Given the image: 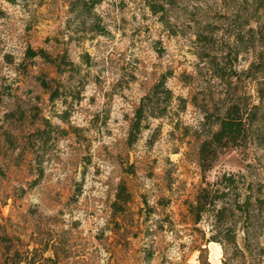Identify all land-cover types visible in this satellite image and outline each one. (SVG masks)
Here are the masks:
<instances>
[{
  "label": "rangeland",
  "instance_id": "rangeland-1",
  "mask_svg": "<svg viewBox=\"0 0 264 264\" xmlns=\"http://www.w3.org/2000/svg\"><path fill=\"white\" fill-rule=\"evenodd\" d=\"M68 2L0 0V264H264V207L237 220L236 244L224 247L207 242V221L186 217L202 181L204 110L226 94L204 54L227 55L237 71L253 59L228 53L227 19L243 0H104L84 24ZM95 22L101 31H91ZM28 48L66 54L77 73L26 58ZM167 73L184 109L173 101L127 146L140 98ZM233 87L254 99L253 82ZM248 163L264 182V152L254 147L220 155L206 181ZM120 184L130 201L113 214Z\"/></svg>",
  "mask_w": 264,
  "mask_h": 264
},
{
  "label": "trees",
  "instance_id": "trees-1",
  "mask_svg": "<svg viewBox=\"0 0 264 264\" xmlns=\"http://www.w3.org/2000/svg\"><path fill=\"white\" fill-rule=\"evenodd\" d=\"M103 1L69 0L68 13L80 18L79 23L84 24L93 8ZM147 5L152 13L163 11V5L160 3ZM240 5L227 19L231 38V42L227 44L228 53L233 54L234 62L242 53H251L253 59L244 70L237 71L227 55L204 54L208 59V71L226 87V94L223 98H218L220 106L214 103L211 110H204L207 128L198 147L197 158L202 181L193 201L186 202V217L190 222L198 225L207 221V242L223 247L236 244L234 229L237 220L242 219L249 223L254 214L260 213L264 207V182L251 177L252 164H246L239 173H222L213 182L206 181L205 177L217 158L228 150L238 149L245 152L254 147L264 152V25H259L260 13L264 12V0H243ZM251 23L256 26H251ZM90 27L91 31H101L96 22L90 24ZM205 30L209 35L212 34L209 25L205 26ZM205 39L210 40L206 37ZM25 55L28 59H41L54 67L57 73L64 71L62 66H68L70 72L77 73V68L67 60L66 54L52 58L43 49L28 48ZM86 57L88 58L87 55ZM169 76L170 73L161 75L148 93L140 98L129 121L127 146L136 143L142 132L148 129L150 120L166 117L173 101H178L181 111L184 109L185 100L175 97L166 85ZM233 79L236 82H233ZM245 80L254 83V99L244 91L234 90L233 86H236L237 82ZM38 81L44 90L51 89L45 78H39ZM231 87L234 88L233 92H227ZM57 98V88L51 89L50 100ZM129 201L127 188L123 184L118 185L112 203L113 214L123 213ZM0 241H4V238H0ZM26 261V264H35L34 260Z\"/></svg>",
  "mask_w": 264,
  "mask_h": 264
}]
</instances>
